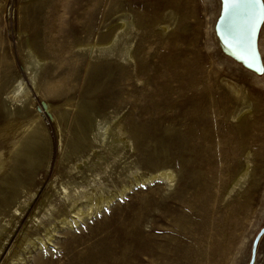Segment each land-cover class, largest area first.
<instances>
[{
    "label": "rangeland",
    "instance_id": "rangeland-1",
    "mask_svg": "<svg viewBox=\"0 0 264 264\" xmlns=\"http://www.w3.org/2000/svg\"><path fill=\"white\" fill-rule=\"evenodd\" d=\"M220 6L0 0V167L19 123L7 109L18 106L9 94L18 80L30 90L29 113L40 114L49 132L43 162L26 179L30 205L0 229V264H38L40 254L48 264L249 263L264 226V74L221 52L214 31ZM260 50L264 57V25ZM80 104L92 126L87 146L68 162ZM161 169L175 172L172 183L135 182L90 217L59 225L52 241L42 232L47 244L24 239L44 199L66 201L57 190L70 175L86 209L87 193L107 195ZM255 264H264V235Z\"/></svg>",
    "mask_w": 264,
    "mask_h": 264
},
{
    "label": "bare ground",
    "instance_id": "bare-ground-1",
    "mask_svg": "<svg viewBox=\"0 0 264 264\" xmlns=\"http://www.w3.org/2000/svg\"><path fill=\"white\" fill-rule=\"evenodd\" d=\"M32 63H37V61H33ZM29 65L30 64H28L27 66V70H29L28 71L29 79H31L32 83L35 84L36 72L32 71ZM29 92H30L29 88L24 85V81L22 79L18 80L13 86V88L9 91L10 96L12 97L13 100H15L18 103V106L15 108L14 107L11 108L10 106H8L7 107L8 116H11L14 119H17V122L19 123L16 125L15 130H13L14 136H13V139L11 140V149L9 151V155L7 156L6 160L2 162L3 164H1V167H0V171H1L0 185H3V187H7V189L4 188L5 190L0 187V190H1L0 192L2 194V198L0 199V229L3 228L2 224H3V221L4 222L6 221V217L12 216L13 218V217H16V215H18L19 220H21V217L24 216L25 211L31 202L30 200L31 198L28 200V202L27 200L26 202L24 201L25 196L29 195L28 191L30 189L28 187L29 185L27 184L28 180L26 179H30L29 175H31L32 173L30 169H32L35 165L38 166L39 164H41L43 162V159L46 153L44 144H45V138L46 137L47 139L49 138L48 128L44 124L42 120V116L40 114L32 113V112L29 113L28 104L27 102H25L26 97L29 95ZM70 106L71 104L68 105V111H69ZM81 107L83 109V114L75 120V123H77L80 126V132H78V135H77L79 136V140L75 141V144L72 145L71 147L69 146L67 147L66 152H65V158L68 162L71 161L72 156L78 153H81V151H83V149L87 146V143H88V136L90 134V130H91L90 128L92 126L91 116H90L91 112H90V109H88L86 105L80 104L79 109ZM18 118L20 120H18ZM9 125L12 127L11 124ZM110 138H111L110 139L111 141H114V140L117 141V139L120 140L118 136H115V134H111ZM48 143H49V139H48ZM3 155L4 154L0 149V157ZM82 159H84V157ZM74 166L75 165H73L69 169V171H72L75 168ZM88 166L90 167V164ZM24 167H27V168L29 167L28 168L29 170L26 171ZM83 174H85L84 171L82 172V175ZM175 176L176 175L173 170L161 169L160 171L151 174L147 178L145 177L139 178L136 176L135 177L136 180L133 181L131 184H123L117 190L115 191L111 190L110 193L107 195H105L106 193L103 194L101 190L99 191V194H97L96 191H93L91 193L89 192L90 194L87 193L86 196L84 195V197H86L87 199V201H85L84 203L88 204L87 208L84 209L83 203H78V199L74 197L75 194L76 195L77 193L79 194L80 189H81L79 187L81 186L76 187L75 186V184H77L75 181L76 177L74 175L73 176L70 175L68 178L69 180L66 182V184L64 181L60 182V186L63 191H60L59 190L60 188L57 190V192L59 193V197L63 196V199L66 198V201H62V200L60 201V198L58 197H56L54 200L44 199L40 203V207L38 206L39 207L38 210L42 208V206L45 210L46 209L47 210L44 211L43 214H41L42 217L39 214L40 212L38 213V210H36V213L33 212L35 216L32 213L34 216V219L32 221L34 225H32V227L29 228L31 230V233L28 231V233L25 234L24 239L29 241L32 247L42 246L40 242H44V244H47L45 237L47 238L48 241H52V238L54 237V232L57 231V228L59 227V225L60 226L61 225L62 226L64 225L74 226V224L79 223L81 220L85 219L86 217H90L96 211L100 210L101 208L107 205H110V203L114 201L117 196L124 195L133 186L135 182L144 183L148 181L149 183L153 181L155 178H161V179L168 180L170 181V183H172L174 179L176 178ZM66 177H68L67 174H66ZM88 184L90 185L89 180H88ZM69 185L72 186V189H71L72 192L69 190L70 189ZM101 186H102V183H101ZM32 194L33 193L31 192V196ZM23 203L24 204L26 203L25 207L24 205H22ZM21 205L23 206L22 208H21ZM70 213L72 214L71 216L69 215ZM49 214H51V216H49ZM50 217H52L53 220H50L49 219ZM15 227H13L11 234H14L13 232L15 230ZM42 232H44L45 237L41 234ZM27 247L29 248V246L26 245L25 249ZM28 252H32V248H29ZM24 259H26V257L20 258V260H24ZM46 261L47 260H45L44 255L40 254L38 257V264H46V263L48 264V261L47 262Z\"/></svg>",
    "mask_w": 264,
    "mask_h": 264
},
{
    "label": "water",
    "instance_id": "water-1",
    "mask_svg": "<svg viewBox=\"0 0 264 264\" xmlns=\"http://www.w3.org/2000/svg\"><path fill=\"white\" fill-rule=\"evenodd\" d=\"M220 11L214 25V31L221 52L257 75L264 73L257 69L264 64V57L260 50V33L264 20L256 24L255 33L252 32L253 21L249 19L245 9H231L225 11L224 0H220ZM256 53L255 67H250L242 56L249 57L250 52ZM264 235V226L254 238L251 257L248 264H255L260 239Z\"/></svg>",
    "mask_w": 264,
    "mask_h": 264
},
{
    "label": "snow or ice",
    "instance_id": "snow-or-ice-1",
    "mask_svg": "<svg viewBox=\"0 0 264 264\" xmlns=\"http://www.w3.org/2000/svg\"><path fill=\"white\" fill-rule=\"evenodd\" d=\"M224 7L226 12L231 9H245L249 19L253 21V34L255 33L256 24L260 20H264V0H224ZM241 59H244L250 67H255L256 53L252 51L249 57L242 56ZM257 70L264 73V64Z\"/></svg>",
    "mask_w": 264,
    "mask_h": 264
}]
</instances>
